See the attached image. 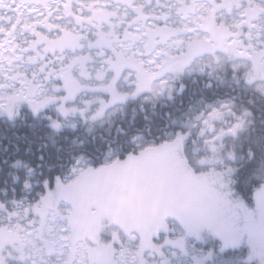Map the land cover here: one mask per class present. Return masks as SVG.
<instances>
[{
    "label": "snow or ice",
    "instance_id": "snow-or-ice-1",
    "mask_svg": "<svg viewBox=\"0 0 264 264\" xmlns=\"http://www.w3.org/2000/svg\"><path fill=\"white\" fill-rule=\"evenodd\" d=\"M249 5H254L256 11L264 13V0L256 3L255 0H248ZM22 5L18 0H0V34H5L4 25L8 24L11 28H15L19 17L15 18L9 13H18ZM215 7H222L216 4ZM244 15V13H241ZM247 23L241 20L234 27H239L240 24ZM264 26V21L261 22ZM250 27H253L250 25ZM239 35V34H236ZM233 34L229 33L228 39H232ZM89 47H94L91 42ZM215 47L209 49V56L203 57L199 60H192L191 54L186 53L183 47L178 49L179 55L174 53L171 49L168 52L159 53L150 56L147 59L150 62L144 64V70L151 74L152 83L150 86H145L139 79L138 72L135 70L122 71L123 66L114 63V57L108 58V53L101 49L97 55L102 57L99 61H95L94 57L89 54L86 60H92L97 70H103L104 75H109L115 69L116 76L113 80L116 83L122 81L126 86L121 93L116 94L112 84H108L107 88L113 93L109 103L101 101V107L96 110L92 118L95 119L104 114L109 107L115 108L116 104H127L130 101L142 100L145 102H152L154 97L167 95L169 99L172 98L174 84L181 79L186 73L191 74L193 65H198V70L201 75L209 77L208 87L211 88V79L214 72L218 68L224 67L225 71L229 70V64L234 61L226 63L224 58L215 55ZM251 48V45H249ZM245 52L248 48L244 49ZM255 52V49H252ZM75 52V46L73 47ZM55 59L47 61L42 67L41 71L44 73L43 77H38L37 73H33L31 81L22 80L17 86L14 83H7L0 80V114H5L8 119L19 116L21 111L27 106L34 116H39L48 122V127L52 130L58 131L61 128V118H67L69 112H75L78 109L69 107L68 101L73 98L71 90H67V94H62V88L59 82L64 77V65L67 63V57L63 50L59 53L55 49L52 50ZM133 58H136V53H132ZM144 58V57H140ZM57 62L61 65L57 68ZM51 69V70H49ZM231 71L237 70L232 68ZM91 73H89V77ZM182 91L184 90L181 85ZM115 100V103H113ZM81 116L85 115L84 109H79ZM225 113L234 119V123L228 124L225 130L221 127L219 130L211 121L213 119L225 120ZM251 112H244L237 115L232 106L221 102L217 105H210L207 112H202L197 119L201 120L205 127L200 130L201 137H204V144L210 148L214 153L225 149V138L228 136L234 139L239 138V134L244 131L248 124L251 123ZM148 120V116H144ZM29 128L34 127V124L29 123ZM75 128L76 125L72 124ZM211 130V138L205 137V131ZM125 135H127L125 133ZM188 134L181 136L177 133V138L184 139ZM256 144V148L252 144ZM47 147V146H46ZM257 149L259 151V159H257ZM247 162L238 164V160L243 157H238L235 151H227L226 160L223 156H218L219 172L222 177H236V186L240 191H244L245 187L251 191L253 184L259 183L262 176H264V136L258 140L251 141L246 149ZM39 159L43 161L44 155H40ZM78 167L79 162L75 161ZM49 171L52 170V165H49ZM62 167V165H61ZM75 168H73V172ZM35 169L24 166L21 169V175L14 178V186L11 192H5V200H0V213L6 214V218L11 221L12 217H17V231L21 232L17 236L19 246L13 245L11 249H7L9 255L13 251H21L25 244L31 245L28 249V259L25 264H88L87 257L83 259L75 258L71 253L68 258L62 262H49L44 259L46 254H49L52 249H48V253L42 250V247H37L34 243L37 239L42 237V224L34 215H30L25 208V201L28 197L25 195L26 190H35L30 183ZM43 175V172L41 173ZM58 175L52 176L51 180L44 181L45 188H51L53 181L58 180ZM36 187H40L39 184ZM227 195V193H225ZM10 197V199H9ZM43 193L37 196L33 201H28V207H35L42 199ZM9 205L12 208H9ZM16 209L23 212L21 215ZM260 209L264 212V203L260 204ZM38 210V209H37ZM27 221L23 226L20 221ZM207 227L213 237V246L210 250L205 251L203 248L199 250V255H193L195 264H253L254 257H259L260 264H264V222L259 226L254 223V215L249 212L247 206L242 202L239 205L228 206V211L223 212L210 223H192L183 219H175L172 224H169L167 218L158 226L151 234L144 237L133 235L127 239L113 240L111 247L114 253V264H172V260L166 250L179 249L183 255H188L187 241L188 237L194 236L196 239L200 238V232ZM67 235V230L56 232L52 239L59 244V252L63 256V250L69 247V244L61 239L62 236ZM48 241L44 240V245ZM246 249V250H245ZM5 251L4 244L0 243V264H3ZM171 256H176V252H171ZM246 257V259H245ZM159 258V259H157Z\"/></svg>",
    "mask_w": 264,
    "mask_h": 264
},
{
    "label": "trees",
    "instance_id": "trees-1",
    "mask_svg": "<svg viewBox=\"0 0 264 264\" xmlns=\"http://www.w3.org/2000/svg\"><path fill=\"white\" fill-rule=\"evenodd\" d=\"M253 64L254 68L258 69L257 59ZM245 71L243 79L245 87L242 91L216 88L215 79L211 88H205L204 84L207 80L202 78L195 88L192 85L193 87L183 90L182 93H174L171 99L165 97L164 104L159 97H154L152 102L134 100L124 109L130 115V119L127 120L97 122L80 120L77 123L70 118L73 123L67 124V119L61 118L62 126L60 130L55 131L47 126L46 120L34 116L27 106L19 116L12 119L0 114V200H5L6 191L11 192L14 178L21 175V169L25 165L35 169L30 179L35 190L25 191L28 197L25 202H27L35 200L41 193L54 192L56 187L66 184L75 165L74 162L78 159L87 161L89 168L97 170L117 168V171H121L120 167H123L131 157L132 160L153 161V165L149 168L152 173L164 169L162 178L163 176L167 179L176 178L181 171H187L193 176L204 172L201 181L206 183L208 189L204 196L207 201L204 206L209 213V219L211 214L214 215L213 221L217 215L228 211L230 204L236 206L243 202L249 211H252L251 213H257L255 195L264 186V176L259 183L251 186V191L247 186L244 191H240L236 186L237 178L232 177L230 180L228 177H222L218 165V156L225 157L227 162V151H235L238 157H243L242 160H238L237 166L246 163V149L249 143L264 136V93L255 89L257 77L262 78L261 74L264 75V72L258 73L255 70L249 75L248 70ZM233 82L236 81L228 78L227 83L236 87V83ZM193 97L194 100L190 102ZM221 102L231 104L232 110L237 115L243 114L244 110L251 112L252 116L251 123L239 134V138L226 137L224 141L226 148L214 153L204 144V137L200 135L203 123L197 117L200 113L207 112L210 105L218 106ZM145 115L148 116V120L144 119ZM225 117L223 121L220 119L211 121L217 130L221 127L226 130L228 124L235 122L227 113ZM29 123L35 126L29 128L27 126ZM72 124L76 127L73 128ZM177 133L181 136L188 135L180 139L177 138ZM211 135V130L205 131V137L210 139ZM149 145L155 148L147 149ZM252 147L255 149L256 144L253 143ZM174 152L176 155H173ZM40 155H44L43 161L39 159ZM202 157H208L210 163L205 166L200 165L199 160ZM161 158L168 162L169 167L159 165ZM257 159H259L258 149ZM49 165H52L51 171ZM54 175L60 178L53 181L51 188H45L43 182L51 180ZM37 184L40 187L37 188ZM118 186L124 187L122 179ZM9 208L11 209L12 206L9 205ZM175 219L172 216L169 221L173 223ZM98 231L104 238H108L106 239L108 246L112 244V234L110 235L103 222L99 224ZM188 243L195 250L199 251L203 248L207 251L211 249L214 241L208 228H203L200 238L190 236ZM113 254L106 251V255ZM189 257L191 258L190 255ZM253 264L258 263L254 261Z\"/></svg>",
    "mask_w": 264,
    "mask_h": 264
},
{
    "label": "rangeland",
    "instance_id": "rangeland-1",
    "mask_svg": "<svg viewBox=\"0 0 264 264\" xmlns=\"http://www.w3.org/2000/svg\"><path fill=\"white\" fill-rule=\"evenodd\" d=\"M29 1L27 3L18 1L22 5L19 12L9 13L14 18L19 17L16 27L13 29L5 24V34H0V80L14 83L17 86L22 80L31 81L33 73H37L38 77H43L44 73L41 69L47 61L51 60V58L47 60V55H43L44 57L38 60L30 58L34 60L29 62L28 56L32 53L19 52L28 49V36L35 30V24H40L45 19L40 15L43 9L37 6L35 2ZM66 57L67 63L63 66L64 77L59 84L62 88V94H67V90H71L73 98H77L75 103L70 102L73 98L70 99L68 106L78 109L69 113L79 114L82 117L79 109H82L84 104L85 113L89 112L90 116H93L96 110L102 106L101 101L109 103L110 99L105 95L94 93L91 95L92 98L83 103L86 97H89V93H85L86 90L90 91L96 88L90 81L89 84L86 80H83L89 77V69L94 66H92V63H86L91 60L85 59L86 61L80 64L79 76L74 71L73 78L70 79L68 77V73H70L69 65L74 66L75 64H73L74 62L71 63V55ZM52 59H55V57ZM248 59L252 63L256 61L254 55L248 56ZM60 67L61 65L57 62V68ZM95 70V74L102 71ZM261 76L263 77L258 81L260 88L257 91L264 93V75L261 74ZM99 88L111 92L107 86L101 85ZM79 91L80 93L77 94ZM84 93L86 95L82 96ZM94 102L100 104L91 105ZM113 103H115V100H113ZM113 109L110 107L104 113L107 114ZM111 113H114V111ZM99 117L92 122L99 121ZM82 118L85 120L86 117L83 116ZM91 119L93 120V118ZM70 122L72 121H67V124H70ZM148 148L153 149L155 146L149 145ZM173 155H176L175 152ZM77 161L79 166L74 165L75 171L73 172L72 169L66 184L56 187L54 192L48 191L43 194L42 199L44 200L40 202L42 200L40 199L39 204L35 207L29 208L28 201L25 202L28 213L30 215L35 214V218L41 221L43 239H37L34 243L37 247H42L45 253H48V249H52L49 254L44 256V259L49 262H56L58 258L62 262L71 253L77 259L87 257L88 264H114V254L112 256L106 255V251L113 252L111 244L108 246L106 240L108 238H104L98 231L101 222L107 227L110 235L112 234L113 240H120L133 235L144 237L151 234L165 218L169 221L172 216L176 219H183L197 224L213 221L214 215L211 214L210 220L209 213L204 206L207 202L204 196L208 190L206 183L201 181L204 172L193 176L187 171H181L176 178L167 179L163 176V179L161 175L164 174L165 170H157L152 173L149 167L153 165V161L150 160L148 162L132 160L130 157L127 163L120 167L121 171H117V168L97 170L89 168L88 162L84 159H78ZM199 163L205 166L210 163V159L202 157ZM159 165L169 167L164 158H161ZM118 177L122 179L124 187L118 186L121 181ZM255 196L257 213H253L254 223L259 226L264 222V215H262L264 212L260 209V204L264 203V186L256 192ZM16 211L23 215L20 209H16ZM19 223L23 226L27 221H20ZM169 224H172V222L169 221ZM65 229L67 235L62 236L61 239L67 242L69 247L63 250L64 254L61 256L58 250L59 244L52 237L56 232ZM20 235L21 232L17 231V217L14 216L9 221L6 214L0 213V243H3L5 248L3 264H25L28 259V249L31 245L25 244L23 253L13 251L9 255L7 251L14 244L17 247L19 246L17 236ZM44 240L48 241L47 245H44ZM187 249L191 258L189 255H183L179 249L166 250V254L170 256L174 264H195L192 257L194 254L199 255V251L191 247L188 241ZM173 251L176 252L174 257L171 256ZM254 259L255 262L260 264L259 257H254Z\"/></svg>",
    "mask_w": 264,
    "mask_h": 264
},
{
    "label": "flooded vegetation",
    "instance_id": "flooded-vegetation-1",
    "mask_svg": "<svg viewBox=\"0 0 264 264\" xmlns=\"http://www.w3.org/2000/svg\"><path fill=\"white\" fill-rule=\"evenodd\" d=\"M18 1L30 2L29 0ZM31 2H35L43 9L40 15L45 19L40 24L36 23L35 30L28 36V49L19 52L32 53L28 59L38 60L47 55L46 59L52 60L53 49L57 53L63 50L65 56H72L71 63L75 64L69 65L70 79L73 78L74 71L79 76L80 64L86 61L85 58L89 54L95 61L102 59L97 55L101 49L108 53L109 59L114 57V63L123 66L122 71H137L141 83L145 86H150L152 83L151 74L144 70V64L150 62L147 58L168 52L169 49L179 55L178 49L181 47L186 53L190 52L192 60L196 61L201 56H209V49L216 45L214 50L217 57L224 58L226 63L234 61L229 64V70L234 68L236 72L225 71L224 67L214 72L211 84L215 79L216 88L242 91L245 87L243 79L246 69L249 75L255 70L258 73L264 72V26L261 24L264 21V13L256 11L254 5H249L248 0H31ZM255 2L259 3L260 0ZM216 4L222 7L217 8ZM241 20L247 23L234 27ZM229 33L233 34L231 40L228 39ZM90 42L94 47L88 46ZM74 46L75 52H73ZM245 48H248L247 52ZM252 49H255V52ZM133 52L136 53L135 59L132 56ZM251 55L258 60V69H255L254 64L249 61L248 56ZM86 63H92L94 66L92 60ZM95 69H97L96 66L90 67L91 77L83 79L96 87L94 90H86L85 93H89V97H86L83 103L92 98L91 95L94 93L105 95L108 99L113 96L112 92L99 88L101 85L112 84L116 94L121 93L126 87L122 81L116 83L113 80L114 77L119 80L115 69L107 76L104 75L103 70L95 74ZM202 78L207 80L204 84L207 88L209 77L207 75L202 77L198 65L194 64L190 75L186 73L175 82L173 95L182 93L181 85L184 90L193 86L195 88L199 79ZM228 78L236 81L233 82L236 83V87L227 83ZM257 78L255 89L260 88L258 81L261 78ZM79 93L80 91L77 92ZM85 93L82 96H85ZM165 97L168 96H159L163 104ZM76 99L69 101L75 103ZM193 100L194 97L190 99V102ZM132 102L116 104L118 106L112 110L114 113H111L112 111L104 113L98 120L130 119V115L124 109ZM97 104L100 103H91V105ZM236 104L240 103L236 102ZM88 114L89 112L85 113V120L79 114L71 113L66 119L67 121L70 118L75 121H96L92 120V116Z\"/></svg>",
    "mask_w": 264,
    "mask_h": 264
},
{
    "label": "water",
    "instance_id": "water-1",
    "mask_svg": "<svg viewBox=\"0 0 264 264\" xmlns=\"http://www.w3.org/2000/svg\"><path fill=\"white\" fill-rule=\"evenodd\" d=\"M34 59H30L29 62H33Z\"/></svg>",
    "mask_w": 264,
    "mask_h": 264
}]
</instances>
